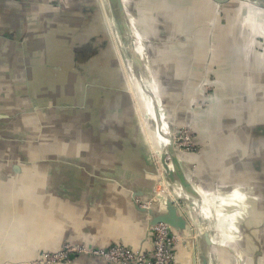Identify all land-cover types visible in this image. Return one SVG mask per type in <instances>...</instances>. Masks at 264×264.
<instances>
[{"label": "crops", "instance_id": "crops-1", "mask_svg": "<svg viewBox=\"0 0 264 264\" xmlns=\"http://www.w3.org/2000/svg\"><path fill=\"white\" fill-rule=\"evenodd\" d=\"M120 2L127 35L138 41L145 69L133 63L136 81L126 70L124 50L112 44L115 14L107 0H0V264H28L65 242L147 249L141 237L145 222L132 206L129 190L150 192L141 170L151 165L150 135L158 145L164 137L156 135L152 121L161 114L172 131L186 112L199 131L215 128L217 117L228 152L234 131L246 149L262 146L264 0ZM150 83L158 99L151 90L147 103L152 105H145L139 94ZM206 84L217 89L209 107L201 109ZM158 121L163 130L165 124ZM21 123H30L31 142L14 136ZM26 148L36 156L26 163L30 169L23 170V160L5 151ZM206 162L211 169L204 172V164H190L181 155L197 192L224 191L228 197L223 204L237 199L230 208L235 218L223 225L227 236L221 233L213 245L199 246L194 234L199 228L202 233L203 226L198 228L192 208H179L192 232H183L188 238L176 247V264H200L199 256L205 264H256L258 254L246 257L236 244L246 242L242 216L253 212L241 208L254 192L247 187L249 176L253 172L261 178L264 166L251 161L253 171L226 173L235 158L219 162L207 157ZM40 198L47 208H34ZM97 198L104 199L103 206H83L88 199L94 205ZM202 213L211 220L212 212ZM74 264L108 263L80 257Z\"/></svg>", "mask_w": 264, "mask_h": 264}, {"label": "rangeland", "instance_id": "rangeland-1", "mask_svg": "<svg viewBox=\"0 0 264 264\" xmlns=\"http://www.w3.org/2000/svg\"><path fill=\"white\" fill-rule=\"evenodd\" d=\"M128 62H129V60H128ZM131 68H132L131 70L133 71V69H134L133 62L131 63ZM169 85H171V84H169ZM171 87L172 86H167V89L169 90ZM202 88H203V95L205 97L204 98L205 100H203V102L200 103V105L198 107H200L201 109H207L211 103L212 94H213V92H215L217 87L215 84H213V85L212 84L211 85L206 84V85H203ZM151 90L153 91V86L150 83L149 88L146 89V93L144 94L141 92L139 94V97H141V99H142V103L144 102L145 105L147 104V98L149 97L148 93H151L152 92ZM168 90H167V93H168ZM172 94H174L173 91H172ZM176 103L174 102L175 105H176ZM174 104H172V106H174ZM178 104H179V102H178ZM180 105H181V103H180ZM142 107H143V111H144V109H145L144 104H142ZM181 108H182V106H181ZM185 110L188 111V110H190V108L186 107ZM183 116H186V117L184 118V120H182V122H180V125L177 124V120H176V126H173L172 133L176 139H179L181 137L182 138L187 137L189 139L188 141H186V142H188V144H186L184 151H185L186 156L188 157V161L190 164L193 161L195 163L197 162V163L204 164L203 168H204V172H205V171H209V169H211L210 166L207 167L208 166V163L206 162L207 157L216 158V160L218 159L219 162H222V160L224 158L229 157L231 159V157H232V158H235L236 164H235V162H233V166L230 167L228 170H226V173H228V172L235 173L237 168L246 169L247 171L248 170L250 171L252 169V171H253L252 162H258L259 166L261 168H263V166H264V140L262 141V146L260 149H258V147H257V150H254L252 148L254 146V144L250 147L248 146L246 149L244 147L245 143L242 144L243 140L242 139L240 140L241 135L239 136V133L234 131L232 133V135H230L231 136L230 140H231L232 151L228 152V149L224 148L229 144L226 141L227 140L226 139L227 134L223 131L222 128H220V124L218 123L219 121H218L217 117L213 118V120H215V123H214V125L216 126L215 128H211L209 131H199V130L193 128V125L190 123L191 121L189 118V114L187 112L183 113ZM146 118H147V114H146ZM147 119L150 123L149 114H148ZM158 119L161 122V118L158 117ZM161 123L164 124L163 122H161ZM19 126H20V132L15 134L14 136L19 137L21 139V141L31 142L32 139L27 138L28 134H31L29 131L30 130V123L29 124L28 123H24V124L21 123V125H19ZM17 131H18V129H17ZM8 136H11V134H8ZM240 142H241V144H240ZM223 143H225L226 145L224 146ZM248 143H249V139L247 140V144ZM257 146H258V143H257ZM29 147L32 148L31 145H29ZM244 148H245V150H244ZM152 149H153V147H152ZM33 150L34 149H30V148L29 149L28 148L17 149V150L8 149L7 151H5V153H7L8 157L9 156L10 157H17L20 160H23V163H25V164H23V168H24L23 170H26V168H29V166H30V165H27L26 163L31 162L30 161L31 157L36 156L35 152H33ZM248 150L250 151V153ZM247 151H248V153H246ZM244 152L246 153L247 156L241 157L242 155H244ZM41 154H42V155H40L41 157L45 156L44 152H41ZM159 156H160L159 152H157V154H156V152L154 150H152L151 162L152 163L154 162L157 169L161 168V166L159 164ZM236 158H237V161H236ZM206 179L207 178H205V180ZM249 180H250V182H248L247 187L254 189V192L250 193V196L246 197L245 200L243 199V201L241 202V206H242L241 208H243L242 212H244L247 209H250L253 212L247 213L245 215L246 217L242 216L246 220V221H243V224L245 223L246 225H244L242 227L243 236L246 238V240L245 239H243V240H245L246 242H244L242 244H239L240 243L239 242L236 244V246H238V249L240 251L242 250L245 252L246 257H251L253 254H258V256L254 257L255 261L256 262L258 261L256 264H264V220H263V223L260 222L261 220L259 221L260 214L264 215V171L261 175V178H258L257 176L254 177V174L252 172V179L249 176ZM163 182H164L163 180L162 181L159 180V183L156 185V188H155L156 192L157 191L160 192L162 190H163V193L168 192V190H166V185L164 186ZM232 184H235V182H233ZM255 191L257 193H255ZM236 195L238 196V194H236ZM227 197H228V194L225 193L224 191L219 192V193L218 192H203V198L205 200L207 199V203H206L205 208H209V211L213 213L211 220L208 221L205 225L208 226V228L210 230H212V228H213V230L215 232V235H214L215 239H217V236L221 233L225 236L228 235V233L224 229L223 225L227 222L232 221V219L235 218L234 214H231L230 208L233 206L232 204H234V200H237V199H234L233 201H229V202L225 201L223 204V200L226 199ZM232 197L234 198L235 196H232ZM103 200H104L103 198H97L94 202V205H93L92 203L89 204V199H88V202L84 203L83 206L86 205L87 206L86 208H97V206H103ZM115 201H113V203L116 204ZM139 201L140 200H138V202ZM177 203H178V205L176 204V206H178L179 208H185V203L180 202V201ZM227 204H230V205H227ZM83 206L71 205V208H82ZM25 208H27V206H25ZM34 208H47V203L42 202V198H40V201L36 204V206H34ZM215 224L220 225V228H217V227L214 228ZM194 235H196V233ZM141 237H143L142 242H144L147 238V231L145 229H143L141 231ZM235 241L237 242L238 239H236ZM65 246H68L70 248L77 249V250L78 249L84 250V248H85V244L73 245V244H68L65 242V243H62L61 245L56 246L55 248L47 249L44 252H48V253L59 252ZM192 246H193L194 250L197 252V250H196L197 243H196V241L193 240V238H192ZM89 247L92 248L91 246H89ZM97 249H99V248H97ZM44 252L40 253L39 256L36 257L35 260L28 262V264H32L37 259H38L37 261L41 260L40 257L44 254ZM72 263L73 262H71L70 264H72ZM25 264H27V263L25 262Z\"/></svg>", "mask_w": 264, "mask_h": 264}, {"label": "water", "instance_id": "water-1", "mask_svg": "<svg viewBox=\"0 0 264 264\" xmlns=\"http://www.w3.org/2000/svg\"><path fill=\"white\" fill-rule=\"evenodd\" d=\"M215 1L217 3H224L230 0H215ZM260 1L262 2L263 0ZM107 3L110 5L111 9L115 14V19H114L115 23L114 24L112 23L110 26L112 28V32L110 33L112 44H114V46L117 49L124 50L126 63H128V60H130V62L133 63L134 62L141 63L142 70L145 71L141 58H139L138 54L135 52L136 51L135 48L131 43L132 39L131 37H129V35H127L128 23L120 0H107ZM114 34L117 36L118 43L117 41H115ZM144 118L146 117L144 116ZM171 132L172 130L170 129L171 137H169V145L166 148L161 147L160 144L158 145L153 135L152 134L150 135L153 150L156 152V154L157 152H161L159 156V164L161 166V170L157 169L154 162L153 163L151 162V165L149 167H146L143 170H141L144 174L146 181H148L150 184V192L146 194L138 189H130L129 198L132 206L136 209L137 212H139V214L142 215L145 222V230L147 231V233L157 224H164L170 229L172 233H174L178 237L179 239L177 244L178 246L180 242L183 243L188 238L187 235L183 234V232L187 230L188 231L190 230L192 232V230L189 227L187 220L180 213L179 207L176 206L175 201L176 203L179 201L185 203V208L183 209L192 208L194 210L196 215V224L198 225V228L200 224L202 226H206L205 225L206 223L203 222L200 223L202 218L198 217V213H197L200 210V208L202 211V209L204 208V206L206 207V205L204 203L205 199L203 198V196H200L199 193L193 188L189 176L182 168L179 150L176 147V142H174L173 139L174 136L173 133ZM27 138H31L30 134H28ZM169 165L172 166L171 170L168 168ZM15 171H19L18 167L17 170L15 169ZM161 178H163V180L167 183L168 191L170 190L169 192L173 193L175 199L171 197L169 192L163 193V190L160 192L158 191L156 192L155 190L156 185L159 183V180H161ZM175 184L180 185L181 189L185 192V194L189 196L190 198L189 200H184L181 198H177L175 196L174 194L176 191ZM159 195L165 196L164 203H161L159 201L158 198ZM138 200L140 201L138 202ZM196 235H197L196 240L199 246L208 247L214 244V242H212V238L215 235V232H211L209 234L207 231H205L201 233L199 228V230L196 232ZM146 241L147 239L144 241V243ZM85 248L88 249L90 247L85 246ZM92 248L97 249L96 247H92ZM80 257L90 258V256L85 254L75 255L72 258L73 264L75 260ZM194 257H195L194 252H191L192 260H195ZM199 258H200V264L201 261L203 264L206 263L204 256L203 257L199 256Z\"/></svg>", "mask_w": 264, "mask_h": 264}, {"label": "built area", "instance_id": "built-area-1", "mask_svg": "<svg viewBox=\"0 0 264 264\" xmlns=\"http://www.w3.org/2000/svg\"><path fill=\"white\" fill-rule=\"evenodd\" d=\"M173 139L178 150L185 153L184 148L188 144L186 141L189 139L187 137L176 139L175 136ZM204 209L209 211V208H203L202 211ZM202 211L200 208L199 212ZM205 222L207 223L208 220L203 221V223ZM146 239L147 241L144 244H147V249L141 247L131 249L120 244L99 249L84 248V250L65 246L59 252H44L40 257L41 260L37 261V259L32 264H70L73 256L79 254L99 258L108 264H176L175 247L179 239L166 225L157 224L154 226L148 231Z\"/></svg>", "mask_w": 264, "mask_h": 264}, {"label": "bare ground", "instance_id": "bare-ground-1", "mask_svg": "<svg viewBox=\"0 0 264 264\" xmlns=\"http://www.w3.org/2000/svg\"><path fill=\"white\" fill-rule=\"evenodd\" d=\"M110 26H111V24H110ZM114 38H115V41H117V43H118V39H117V36L114 34ZM133 37H131V39H132ZM131 43H132V45H133V47H135L136 49V53L138 54V56H139V58H141L140 57V54H139V45H138V41L136 40V38H133V41L131 40ZM131 63L132 62H130V60H129V62L127 63V67H128V69L126 68V70L127 71H129V74L132 76V71H131ZM132 78L135 80V78L132 76ZM136 81V80H135ZM145 82V80H144V78L142 77L141 78V80H140V83L141 84H143ZM137 83V82H136ZM143 88V87H142ZM138 90H139V87H138ZM139 93H140V90H139ZM144 93H146V91L144 92ZM154 93V92H153ZM154 96L158 99V97L155 95V93H154ZM149 100V99H148ZM148 105H152L151 104V102H148L147 103ZM161 113H160V110H159V115H160ZM160 118H161V122H163L164 124H165V126H164V129L162 130L161 128H159V126H158V124H160L159 123V121H158V119L157 118H154V119H152V121H154L155 122V129H156V135L158 136V134H162V135H164V137H159L160 138V146L161 147H164V148H166L168 145H169V137H171V134H170V127H169V125L165 122V120H164V118H163V115L161 114V116H160ZM150 119V118H149ZM150 124V128L152 129V131H154L153 130V128H152V123L150 122L149 123ZM172 133V132H171ZM155 134V133H154ZM156 136V137H157ZM163 148V149H164ZM162 150V149H161ZM163 151V150H162ZM161 152H159V154H160ZM179 155H180V157H181V155H185L183 152H181V151H179ZM170 170L172 169V166L171 165H169V167H168ZM160 170H161V168H160ZM167 184V183H166ZM165 186V185H164ZM175 188H176V191H175V196L177 197V198H181V199H184V200H189L190 198H189V196H187V194H185V192L181 189V187H180V185H176L175 184ZM166 190H168V187H167V185H166ZM197 190V189H196ZM169 192V191H168ZM170 193V192H169ZM172 193V192H171ZM198 193H199V195L200 196H203V192H200L199 190H198ZM173 194V193H172ZM174 197V196H173ZM158 198H159V201L161 202V203H164V201H165V196L164 195H159L158 196ZM200 208V207H199ZM204 208H205V206H204ZM198 213L200 214V218H202V220L200 221V223H202L203 221H206V220H208V217H207V215L206 214H203L202 212H199L198 211ZM206 223V222H205ZM212 228V227H211ZM205 231H207L209 234L211 233V232H213L214 230H213V228H212V230H210L209 228H208V226H203V229H202V232H205ZM214 237V236H213ZM212 240H213V238H212Z\"/></svg>", "mask_w": 264, "mask_h": 264}]
</instances>
